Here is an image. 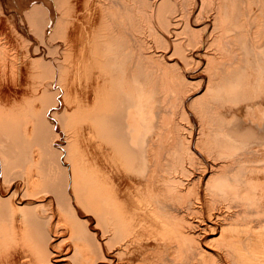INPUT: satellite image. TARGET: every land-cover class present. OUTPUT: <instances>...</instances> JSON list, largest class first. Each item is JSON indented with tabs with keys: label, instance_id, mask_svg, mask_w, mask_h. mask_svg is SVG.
<instances>
[{
	"label": "bare ground",
	"instance_id": "6f19581e",
	"mask_svg": "<svg viewBox=\"0 0 264 264\" xmlns=\"http://www.w3.org/2000/svg\"><path fill=\"white\" fill-rule=\"evenodd\" d=\"M33 1L0 0V264H264V0Z\"/></svg>",
	"mask_w": 264,
	"mask_h": 264
},
{
	"label": "rangeland",
	"instance_id": "374dc122",
	"mask_svg": "<svg viewBox=\"0 0 264 264\" xmlns=\"http://www.w3.org/2000/svg\"><path fill=\"white\" fill-rule=\"evenodd\" d=\"M37 1H38V0H34V1H33V3H34V2H37ZM12 5H13V4H12ZM29 6H30V5H29ZM8 8H9V11H7V12H9V13L13 12V11H14V9H15V8H14V6L12 7V6H10V5H9V7H8ZM26 8H29V7H28V6H26Z\"/></svg>",
	"mask_w": 264,
	"mask_h": 264
}]
</instances>
